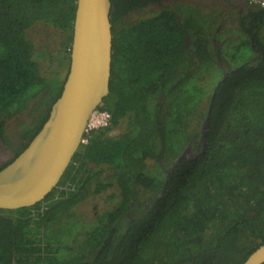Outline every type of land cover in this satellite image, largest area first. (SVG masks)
<instances>
[{
    "label": "trees",
    "instance_id": "1",
    "mask_svg": "<svg viewBox=\"0 0 264 264\" xmlns=\"http://www.w3.org/2000/svg\"><path fill=\"white\" fill-rule=\"evenodd\" d=\"M138 2L110 0L109 94L98 110L111 126L90 135L41 202L0 209V264H243L264 245V6L255 47L245 16L244 38L211 55L184 52L170 10L127 23ZM76 3L0 0V171L61 95ZM32 101V121L11 138L9 119ZM189 145L197 155L180 159ZM106 190L113 206L79 225L74 209Z\"/></svg>",
    "mask_w": 264,
    "mask_h": 264
},
{
    "label": "water",
    "instance_id": "2",
    "mask_svg": "<svg viewBox=\"0 0 264 264\" xmlns=\"http://www.w3.org/2000/svg\"><path fill=\"white\" fill-rule=\"evenodd\" d=\"M76 4L69 72L61 95L38 134L0 171V209L33 206L53 191L80 147L90 115L109 94L110 0H77ZM214 97L215 93L203 123V141ZM243 264H264V245Z\"/></svg>",
    "mask_w": 264,
    "mask_h": 264
},
{
    "label": "flooded vegetation",
    "instance_id": "3",
    "mask_svg": "<svg viewBox=\"0 0 264 264\" xmlns=\"http://www.w3.org/2000/svg\"><path fill=\"white\" fill-rule=\"evenodd\" d=\"M135 1L137 2L138 0H131L130 5H133ZM137 4L139 8L130 9L126 16H122V18L126 17L128 19L135 14L136 20L133 21L135 22L140 18H146L164 10H170L176 15L181 29L184 30V52H196L201 49L211 55H214L218 51L223 50L224 47H226L227 42L232 41L233 43V41L240 40L241 37L244 38V31L241 30V20L245 16L250 17L246 23L248 25L252 24L246 34L250 38L252 47H255L254 36H251V34L255 32L259 25L253 21L255 20V12H258L259 8L264 6V1L139 0ZM122 18L119 20H122ZM253 29L255 30L253 31ZM199 33L202 36L204 35V42L192 40L191 37ZM261 33L260 37L264 39V29ZM203 44L205 45L203 46ZM201 45L203 46L202 48H200ZM227 66L228 62L225 60L224 63L220 65L222 69H227ZM226 76L227 71L223 74V77ZM26 111H28V109H26Z\"/></svg>",
    "mask_w": 264,
    "mask_h": 264
},
{
    "label": "rangeland",
    "instance_id": "4",
    "mask_svg": "<svg viewBox=\"0 0 264 264\" xmlns=\"http://www.w3.org/2000/svg\"><path fill=\"white\" fill-rule=\"evenodd\" d=\"M136 20V15H132L129 17L126 22H133ZM37 102L32 101L29 104L28 111L25 113L18 115L12 119H9V122L7 124V134L14 138V133L18 131L17 127L21 123L24 125L29 124L32 121L31 112L33 109V106ZM125 128V120H121L115 130L110 131L108 133L109 137H114L118 135L123 129ZM186 156L189 157H195L197 153H192V147L189 146L186 148ZM110 195H113V190H106L105 192H101L99 194H93L87 197L82 203H80L75 209H74V215L76 219H79L80 222L79 225L82 226H88L91 222H93L94 215L96 213L101 214L105 210L109 209L113 204L116 202V199L110 200Z\"/></svg>",
    "mask_w": 264,
    "mask_h": 264
},
{
    "label": "built area",
    "instance_id": "5",
    "mask_svg": "<svg viewBox=\"0 0 264 264\" xmlns=\"http://www.w3.org/2000/svg\"><path fill=\"white\" fill-rule=\"evenodd\" d=\"M111 126V115L107 111L95 110L89 117L85 127L80 148L86 146L90 135L97 130L106 129Z\"/></svg>",
    "mask_w": 264,
    "mask_h": 264
},
{
    "label": "clouds",
    "instance_id": "6",
    "mask_svg": "<svg viewBox=\"0 0 264 264\" xmlns=\"http://www.w3.org/2000/svg\"><path fill=\"white\" fill-rule=\"evenodd\" d=\"M97 110H98V109H97ZM111 122H112V118H111ZM115 128H116V127H115ZM113 130H115V129L112 128L110 131H113ZM110 131H109V132H110ZM200 134H201V132H200ZM201 142H204V141L202 140V134H201ZM189 146H191V145H189ZM189 146H188V147H189ZM188 147H187V148H188ZM185 150H186V149H185ZM185 157H186V156H185Z\"/></svg>",
    "mask_w": 264,
    "mask_h": 264
},
{
    "label": "bare ground",
    "instance_id": "7",
    "mask_svg": "<svg viewBox=\"0 0 264 264\" xmlns=\"http://www.w3.org/2000/svg\"><path fill=\"white\" fill-rule=\"evenodd\" d=\"M79 149H80V147H79ZM79 149H78V150H79ZM78 150H77V151H78Z\"/></svg>",
    "mask_w": 264,
    "mask_h": 264
}]
</instances>
